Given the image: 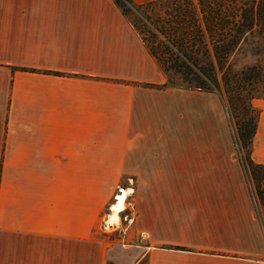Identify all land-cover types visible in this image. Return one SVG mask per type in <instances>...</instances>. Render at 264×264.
Returning <instances> with one entry per match:
<instances>
[{
    "label": "crops",
    "instance_id": "0c3cea01",
    "mask_svg": "<svg viewBox=\"0 0 264 264\" xmlns=\"http://www.w3.org/2000/svg\"><path fill=\"white\" fill-rule=\"evenodd\" d=\"M165 82L113 0H0V264H264L218 99Z\"/></svg>",
    "mask_w": 264,
    "mask_h": 264
},
{
    "label": "trees",
    "instance_id": "16d2710c",
    "mask_svg": "<svg viewBox=\"0 0 264 264\" xmlns=\"http://www.w3.org/2000/svg\"><path fill=\"white\" fill-rule=\"evenodd\" d=\"M113 1L166 75L162 85L143 86L177 87L222 98L236 157L264 208V165L251 157L259 118L253 100L264 99V0ZM245 44L254 51V60L236 69L233 57Z\"/></svg>",
    "mask_w": 264,
    "mask_h": 264
},
{
    "label": "rangeland",
    "instance_id": "374dc122",
    "mask_svg": "<svg viewBox=\"0 0 264 264\" xmlns=\"http://www.w3.org/2000/svg\"><path fill=\"white\" fill-rule=\"evenodd\" d=\"M255 57V53L254 51H252V49L250 48V46L248 44L242 45L241 49L236 53V55L233 57V64H234V68H240L241 66H243L244 64H249V62H252L254 60ZM174 81L179 83V80L174 77ZM182 89V88H181ZM190 91V90H188ZM196 92H200V91H196ZM202 93H206V92H202ZM213 94L214 98L218 99V103H219V109H218V120H219V126H220V134L226 130L229 133V136L231 138V142H232V146L235 149V154H236V149L237 146L235 145L234 141H233V136H234V132H233V128H232V123L231 120L228 116V112H227V107L225 106L224 101L222 100V98L220 96H218L217 94L211 93ZM238 160V157H236ZM239 161V160H238ZM240 163V162H239ZM247 183L249 192H250V196L253 202V208H254V214L256 216V218L258 219V222L260 223L262 232L264 234V208L263 206H261L257 199L256 196L253 193V185L252 182L250 181V183ZM122 186H118L114 192V195L112 197L111 200H109V203L106 204L105 208L102 211L101 214V220L100 223L98 225L97 230L100 231V234H97V237H99L101 239V241L106 242V245L109 246V244L114 245V244H121L123 247V244H125L126 238L122 236L121 231L118 230L120 227L116 225L114 226H108L106 224V218L108 217V214L111 212V206L114 202H116L117 199V194L121 191ZM126 199V198H125ZM125 201V200H124ZM126 202L128 203L129 200H126ZM129 215V214H126ZM120 219V218H119ZM125 221V220H122ZM103 229V231L101 230ZM134 242L137 243H142L143 240L141 238H134ZM129 262V259H126L124 261L125 264H127ZM106 264H112V263H106ZM145 264V261L144 263Z\"/></svg>",
    "mask_w": 264,
    "mask_h": 264
},
{
    "label": "bare ground",
    "instance_id": "6f19581e",
    "mask_svg": "<svg viewBox=\"0 0 264 264\" xmlns=\"http://www.w3.org/2000/svg\"><path fill=\"white\" fill-rule=\"evenodd\" d=\"M128 191H122L121 194L117 196V201L113 204L112 209H113V214L117 213L124 207V198L127 195ZM113 216H111L112 218Z\"/></svg>",
    "mask_w": 264,
    "mask_h": 264
}]
</instances>
